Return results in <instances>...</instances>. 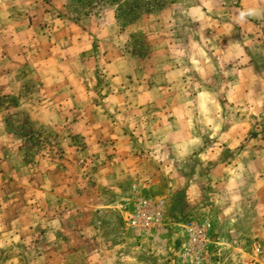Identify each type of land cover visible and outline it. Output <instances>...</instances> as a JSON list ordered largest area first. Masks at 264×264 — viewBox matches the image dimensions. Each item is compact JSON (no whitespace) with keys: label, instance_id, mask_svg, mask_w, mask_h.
Here are the masks:
<instances>
[{"label":"rangeland","instance_id":"1","mask_svg":"<svg viewBox=\"0 0 264 264\" xmlns=\"http://www.w3.org/2000/svg\"><path fill=\"white\" fill-rule=\"evenodd\" d=\"M56 24L88 34L89 49L82 58L84 70L94 77L84 82L91 110L81 111L78 104L68 112L46 111L44 117L57 125L38 129L28 111L18 109L25 100L38 98L32 83L14 95L0 93V211L5 214L8 203L21 199L26 212L36 214L33 199L39 186L48 190L67 184V191L53 192L57 203L73 202L76 212L69 216L76 227L85 224L74 232L79 237L90 232L73 242V264H112L118 257L115 246L120 264H264V0H0L2 66L17 69L10 57L18 46L28 50L26 57L35 58L38 45L57 37ZM115 61L112 75L106 66ZM248 61L254 66L250 84L253 98L259 99L257 109L235 107L226 99V87L237 79L233 72ZM168 62L184 68L179 82L188 91L169 99L200 105L192 110V127H181L201 139L186 160L157 158L164 150L156 148L155 153L152 141L163 112L137 104L138 88L151 85L149 75L159 86L157 76ZM198 89L205 94L211 90L210 97L191 93ZM114 94L123 102L109 110L102 100ZM84 117L106 124L101 136L94 134L99 140L93 145L82 140L79 127L71 131L63 123L79 124ZM224 131L232 132L233 144L220 138ZM118 151L120 160L115 161ZM163 162L167 165L160 171ZM119 166V190L98 189L112 182L110 174ZM133 168L134 176L128 172ZM181 184L195 187L191 205L172 191ZM131 195L163 203L157 242L135 238L124 229L120 206ZM80 199L85 205L89 199L90 207L76 205ZM50 210L42 213L64 216L60 207ZM189 223L210 225L197 263L182 258L183 228ZM1 246L0 264H36V254L27 250L30 244Z\"/></svg>","mask_w":264,"mask_h":264},{"label":"crops","instance_id":"2","mask_svg":"<svg viewBox=\"0 0 264 264\" xmlns=\"http://www.w3.org/2000/svg\"><path fill=\"white\" fill-rule=\"evenodd\" d=\"M57 25L59 24H56V26ZM53 33L57 35L55 40L50 44L46 42L38 45L36 47L37 56L35 58L26 57V54L29 53L25 47H16L15 56L13 58L10 57V62L15 61L17 69L11 68L9 70L2 66V64L6 62V59H2V57L5 56V52H3L2 49L0 51V78L2 79L0 82V93L14 95L19 93V88L22 89V86L26 83H32L34 85L32 92L35 96L37 95L38 98H34L33 101H29V99L25 100L23 105H20L18 109L27 110L30 121L33 123L34 127L38 129H49L57 125V122L54 123L53 120H48L47 117H44V112L46 111H53L55 114L59 111L68 112L73 110L74 107L77 109L78 106L76 105L78 104H80L79 109L81 111L87 112L91 110V103L89 102L88 91L86 90L84 82L89 81V83H91L94 77L88 70H84L87 62L85 60L83 63L84 60L82 58L89 49L87 45L88 34L82 30L75 31L73 27L61 24ZM192 62H194V60L189 56L188 63L193 64ZM116 63L115 61L106 66V70L112 75H115V72L111 70L115 69ZM172 63L168 62V66L159 72V76H157V78L160 79L159 86L154 82V77L149 75L147 79L152 82L151 85L138 88L136 98L138 105L147 106L153 109L154 112H163L159 115L161 119L160 126L154 131V141H152L155 153H157V150H155L156 148L161 151L164 150L162 153H157V158L159 160H164L163 157H167V160H186L194 154L193 152L196 147H198L201 139L195 134H188L187 129L184 131L183 128L189 125L192 127L193 121H196L193 118L192 110L199 109L200 105L190 106V104H185L184 102L174 103L169 99L168 96H184L188 92L184 85L179 82V80L181 81L184 78V68L180 64H178V66H172ZM252 67L254 66L250 65L248 61L233 72L237 79L225 89L227 94L226 99L230 105L236 107V105L239 104L244 107L248 106L249 109L251 106L255 109L260 107V104H258L259 99L253 98L254 88L251 86L252 84H250L254 76V74H252L254 73ZM259 74H255V76L258 77ZM112 75L110 77H112ZM199 90L200 89L196 91L193 90L191 93L197 94L198 96L203 94L209 96L211 93V90L210 92H206L208 94L200 92ZM120 102H123V97H120V94H114L112 97H104L102 100V103H104L109 110L115 109L116 105H119ZM212 105L215 104L213 103ZM36 112L40 113L36 114ZM175 112L181 113L176 116V114H174ZM97 120L98 121L93 122L84 117L83 120L79 121V124H77L78 122L72 123L71 120H63V123L70 128L71 131L74 127H79L82 140L87 145H93L99 140H95L96 136L94 134L101 136L103 132L101 130L102 126H106L101 119ZM182 126L183 128H181ZM231 134V131H224L222 133L220 132L219 135L220 138L224 139V141L228 142V145H230L236 140L232 138ZM178 136L183 138L178 140ZM117 139L119 143L121 138L118 137ZM118 143L116 142L117 145ZM119 153V151L116 152L115 161L120 160L118 157ZM132 158L133 157L128 156L127 162L132 163ZM166 165L167 164L164 162L162 166L159 165L160 171H163L162 169L166 167ZM104 169H102V171ZM170 169L169 167L168 170ZM135 171L136 168H133L128 172L134 176L136 174ZM138 171L140 170H137L139 176L145 175ZM103 172L109 175L106 170ZM110 175H112V182H103L102 188L98 189L119 190L122 184L120 166ZM178 186L180 187L176 188V186H174L172 191H178L176 193L179 195L180 199L191 205V192L194 191L195 187L189 184H181ZM17 190L19 189L17 188ZM63 190L67 191V184L49 186L48 190H43L42 186H39L35 194V199H33L37 204L35 208H39L36 214L33 212L30 213V211L26 212L24 200L16 199L8 203L5 206V214H3V209L0 211L1 247L9 249L17 245L26 246L30 244L31 247L27 250L36 254V260H34L36 264H73L71 261L72 256L76 253L72 250L73 242L77 238L83 241V238L88 237L90 232L88 233L87 230L86 233L80 232V237L78 233L74 232L79 228H84L85 224L76 227L77 221L74 219V216H69L71 215L70 213L73 215V213L76 212V209H74L75 206L72 204L73 202L65 199L63 200L65 202L64 205L63 201L59 204L57 203L53 192L58 194V191L62 193ZM47 194L50 195L47 197L45 196ZM51 196L54 197V200H50L49 197ZM82 200L83 199H80V202ZM88 200L89 199H86L85 201L87 205L82 202L81 204L76 203V205L86 208L90 207ZM59 207L64 212L63 217L59 216L55 211H52V213L47 216H44L45 214L42 213V209L44 208H50L51 210L54 208L57 211ZM65 209L67 211H65ZM87 211H89V209ZM87 215H89V212ZM86 217L89 218V216ZM84 223H87L85 219ZM47 226L48 228H46ZM113 248L114 253L116 255L118 254V257H116V260L113 261L112 264H120V250H116L119 249V246Z\"/></svg>","mask_w":264,"mask_h":264},{"label":"built area","instance_id":"3","mask_svg":"<svg viewBox=\"0 0 264 264\" xmlns=\"http://www.w3.org/2000/svg\"><path fill=\"white\" fill-rule=\"evenodd\" d=\"M122 202L124 229L135 238H152L157 242L163 230V203L135 195L127 196ZM183 229L186 242L182 258H191L197 263L207 244L210 225L189 223Z\"/></svg>","mask_w":264,"mask_h":264},{"label":"clouds","instance_id":"4","mask_svg":"<svg viewBox=\"0 0 264 264\" xmlns=\"http://www.w3.org/2000/svg\"><path fill=\"white\" fill-rule=\"evenodd\" d=\"M247 14H248V15H251V14H252V12H251V11H249Z\"/></svg>","mask_w":264,"mask_h":264}]
</instances>
